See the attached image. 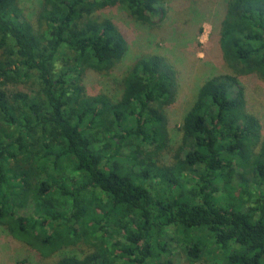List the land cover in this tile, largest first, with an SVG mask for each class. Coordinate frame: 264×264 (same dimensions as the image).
Returning <instances> with one entry per match:
<instances>
[{
	"label": "trees",
	"instance_id": "1",
	"mask_svg": "<svg viewBox=\"0 0 264 264\" xmlns=\"http://www.w3.org/2000/svg\"><path fill=\"white\" fill-rule=\"evenodd\" d=\"M166 1L41 0L33 21L0 0V226L47 255L94 248L55 264H174L175 245L191 264H264V139L238 78L264 77V0H227L220 45L238 75L201 85L173 165L160 160L177 86L164 57H140L117 100L83 84L128 49L96 12L148 23Z\"/></svg>",
	"mask_w": 264,
	"mask_h": 264
},
{
	"label": "rangeland",
	"instance_id": "2",
	"mask_svg": "<svg viewBox=\"0 0 264 264\" xmlns=\"http://www.w3.org/2000/svg\"><path fill=\"white\" fill-rule=\"evenodd\" d=\"M21 6L33 21H37L41 0H20ZM227 0H168L144 23L131 17L120 5L100 9L96 14L111 18L125 34L128 49L125 56L110 71L86 70L83 84L90 95L106 94L117 100L122 95V82L143 56L161 55L176 75V100L167 108L170 147L161 156L166 165L175 163V154L182 143L181 125L194 104L201 85L221 74L238 75L231 68L220 45L221 23ZM38 24V23H37ZM246 92L247 110L256 116L264 139V77L257 72L240 74ZM8 91L23 89L31 93V82L8 85ZM94 248L86 242L64 247L53 254H43L36 248L14 238L0 226V264H18L26 259L30 264H55L65 255L83 257ZM211 258V254L205 256ZM174 264H191L184 249L175 245L170 256ZM203 258V257H202ZM219 264L202 260L196 264Z\"/></svg>",
	"mask_w": 264,
	"mask_h": 264
}]
</instances>
